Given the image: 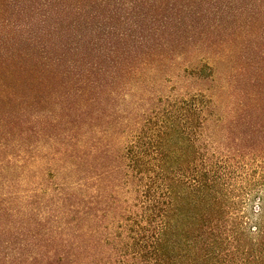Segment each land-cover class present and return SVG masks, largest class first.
<instances>
[{
	"label": "trees",
	"instance_id": "obj_1",
	"mask_svg": "<svg viewBox=\"0 0 264 264\" xmlns=\"http://www.w3.org/2000/svg\"><path fill=\"white\" fill-rule=\"evenodd\" d=\"M262 41L264 0H0V264H264Z\"/></svg>",
	"mask_w": 264,
	"mask_h": 264
},
{
	"label": "rangeland",
	"instance_id": "obj_2",
	"mask_svg": "<svg viewBox=\"0 0 264 264\" xmlns=\"http://www.w3.org/2000/svg\"><path fill=\"white\" fill-rule=\"evenodd\" d=\"M203 31H205L206 34L210 33L209 34V36H210V43L211 42H215V44H216V45L213 46V48H212V50L210 52H213V53L219 52L220 51V48L217 47V43L220 42V40H221L220 38H223V32H221L220 34H218L217 32L214 33L213 31L208 30V29H203ZM200 32H201V30H197V31H195L193 33H183V35L186 36V37H183L184 40H186V41L189 40V39H187V38H189L188 36H191V37L193 36V38L190 39V41H189V42H191V45L190 44L189 45H184V46L183 45H179L180 46L179 47V50H182L184 52V51L191 50V48H189V47H203V49L205 51L206 47H205V45H203V43L206 42V41H204V38H206V36L208 37V35L201 36L200 35ZM224 36H226V35H224ZM210 43L208 44L209 46H210ZM262 43H263V41L260 42L261 45H262ZM261 48H262V51L264 52L263 45H262ZM187 54H189V53H187ZM247 54H248V52H247ZM249 55L252 56V57H254L253 52H249ZM188 57H190V56H188ZM19 62H20V59L19 60H16L15 63L17 64ZM29 114L30 115H33L34 114V110L31 109L30 112H29ZM25 120H27V119L25 118ZM26 125H24V130L26 129ZM20 129L23 130V127H21ZM32 140H33V138H32ZM39 144L41 145L42 142H40Z\"/></svg>",
	"mask_w": 264,
	"mask_h": 264
}]
</instances>
